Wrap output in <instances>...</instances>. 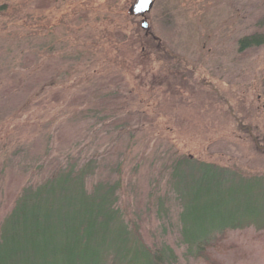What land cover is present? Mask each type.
I'll use <instances>...</instances> for the list:
<instances>
[{"label": "rangeland", "instance_id": "374dc122", "mask_svg": "<svg viewBox=\"0 0 264 264\" xmlns=\"http://www.w3.org/2000/svg\"><path fill=\"white\" fill-rule=\"evenodd\" d=\"M135 2L0 0V219L22 187L88 164L86 187L120 178L124 219L172 264H264V223L187 254L173 190L211 164L264 214V44L237 43L264 33V0H152L133 14Z\"/></svg>", "mask_w": 264, "mask_h": 264}, {"label": "trees", "instance_id": "16d2710c", "mask_svg": "<svg viewBox=\"0 0 264 264\" xmlns=\"http://www.w3.org/2000/svg\"><path fill=\"white\" fill-rule=\"evenodd\" d=\"M237 43L240 50L263 45L264 33L244 35ZM181 162L191 167V173L199 166L203 170L199 177L193 176L196 180L188 192L173 188L182 202L178 232L187 254L205 255L213 235L224 230L244 224L262 227L263 210L248 208L239 196L234 200L233 192L221 189L217 173L211 171L214 165ZM119 165L114 171L120 172ZM175 168L173 177L186 176ZM91 172L88 164L77 171L62 168L40 183L22 187L11 210L0 219V264H172L176 260L169 245L147 243L139 228L124 219L117 205L121 179L99 180L89 190L85 180ZM186 196L191 200L187 206ZM164 204L160 200L159 208Z\"/></svg>", "mask_w": 264, "mask_h": 264}, {"label": "water", "instance_id": "95a60500", "mask_svg": "<svg viewBox=\"0 0 264 264\" xmlns=\"http://www.w3.org/2000/svg\"><path fill=\"white\" fill-rule=\"evenodd\" d=\"M152 0H136L135 4L131 8L133 14H143L151 6ZM143 28H147L145 21L141 23Z\"/></svg>", "mask_w": 264, "mask_h": 264}, {"label": "flooded vegetation", "instance_id": "af4514ba", "mask_svg": "<svg viewBox=\"0 0 264 264\" xmlns=\"http://www.w3.org/2000/svg\"><path fill=\"white\" fill-rule=\"evenodd\" d=\"M255 142H256V144L258 145V142H257V140H255ZM259 147V146H258ZM260 148V147H259Z\"/></svg>", "mask_w": 264, "mask_h": 264}]
</instances>
